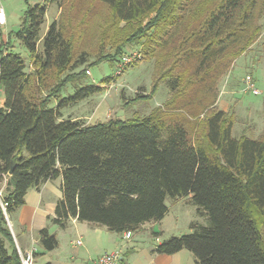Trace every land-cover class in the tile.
Returning a JSON list of instances; mask_svg holds the SVG:
<instances>
[{
	"label": "trees",
	"instance_id": "16d2710c",
	"mask_svg": "<svg viewBox=\"0 0 264 264\" xmlns=\"http://www.w3.org/2000/svg\"><path fill=\"white\" fill-rule=\"evenodd\" d=\"M94 1L109 15L90 64L86 52L76 54L73 18L67 26L54 20L40 37L47 4L63 7L61 0L29 5L24 14L17 36L30 67L0 36V264H22L8 218L30 190L58 178L62 198L51 222L61 229L77 219L136 233L166 217L168 199L192 194L211 225L192 223L154 253L187 250L196 264H264V135L234 138V114L216 106L220 77L263 33L264 0ZM133 44L144 45L143 61L155 60L152 95L167 82L169 99L145 116L63 119L62 110L101 93L110 79L89 83L87 67L113 65ZM40 243L48 252L59 245L47 228Z\"/></svg>",
	"mask_w": 264,
	"mask_h": 264
},
{
	"label": "rangeland",
	"instance_id": "374dc122",
	"mask_svg": "<svg viewBox=\"0 0 264 264\" xmlns=\"http://www.w3.org/2000/svg\"><path fill=\"white\" fill-rule=\"evenodd\" d=\"M61 3L63 7L57 3L47 4L48 13L40 37H44L54 20H63L66 25L67 18L71 20L73 18V24L79 26L76 54L86 52L89 64L94 62L101 51L100 30L102 24L108 20L109 9L94 0H61ZM37 4H45V0H0V7L4 8L7 21L5 26H0L1 40L4 43L10 42L11 50L22 54L29 67L31 66L29 52L22 45L17 32L21 30L28 6ZM260 23L263 25V33L258 42L245 55L234 61L228 73L221 76L218 82L216 106L234 114V138L245 135L250 139L258 140L264 135V55L262 51L264 19ZM42 48L41 42L39 49ZM143 49V44L127 45L113 65L103 62L92 68L87 67V71L91 72V75L87 73L89 83L102 85V80L110 79L103 84L101 93L62 110L63 119H78L86 124H94L111 118H131L137 113L145 116L156 107L163 105L169 99L171 89L167 82H164L152 95L157 71L156 63L155 60L143 61ZM134 52H140L141 58L130 65L118 68L122 57L126 53ZM163 65H160V69ZM247 76L253 78L260 92L259 95L246 92L244 79ZM140 95L143 97L138 98ZM5 102L6 94L2 88L0 89V107H4ZM167 205L170 212L162 224V229L156 228L162 233L163 240L190 233L192 223L205 227L211 225L209 216L199 212L198 206L193 202L192 194L178 200L168 199ZM150 224L152 223H148L146 227ZM143 229L145 228L141 230ZM141 230L137 232L139 235Z\"/></svg>",
	"mask_w": 264,
	"mask_h": 264
},
{
	"label": "crops",
	"instance_id": "0c3cea01",
	"mask_svg": "<svg viewBox=\"0 0 264 264\" xmlns=\"http://www.w3.org/2000/svg\"><path fill=\"white\" fill-rule=\"evenodd\" d=\"M62 198V179L48 181L40 189H32L26 195V203L8 222L14 235L18 250L33 254L34 264H95L105 253L119 252V264H196L194 255L187 250L173 255L156 254L154 250L162 242V237L154 236L162 229L165 218L160 222L143 225L140 235L129 232H111L105 227L69 221L65 229L51 222L56 204ZM44 228L58 238V248L45 251L40 243V231ZM161 233V232H160ZM138 234V235H137ZM81 241V243H79Z\"/></svg>",
	"mask_w": 264,
	"mask_h": 264
},
{
	"label": "built area",
	"instance_id": "2783aa9c",
	"mask_svg": "<svg viewBox=\"0 0 264 264\" xmlns=\"http://www.w3.org/2000/svg\"><path fill=\"white\" fill-rule=\"evenodd\" d=\"M7 23L6 21V14L3 7H0V26H5ZM141 58L140 52H134V53H126L119 64L118 68H121L122 66L130 65L134 63L137 59ZM87 73L91 75V72L88 70ZM95 82V81H94ZM244 84L246 85V92H251L254 95H259L260 92L256 88V85L254 83V80L251 76H247L244 79ZM1 195V193H0ZM5 208V206L3 205ZM132 233L128 232L125 235V238L130 239ZM81 243V241L79 242ZM19 254L21 257L22 264H34V257L33 254H25L22 251L19 250ZM121 261V255L119 252H112V253H105L102 256H100L96 261L95 264H119Z\"/></svg>",
	"mask_w": 264,
	"mask_h": 264
},
{
	"label": "water",
	"instance_id": "95a60500",
	"mask_svg": "<svg viewBox=\"0 0 264 264\" xmlns=\"http://www.w3.org/2000/svg\"><path fill=\"white\" fill-rule=\"evenodd\" d=\"M10 174H12V172H11ZM9 226H10V225H9Z\"/></svg>",
	"mask_w": 264,
	"mask_h": 264
}]
</instances>
